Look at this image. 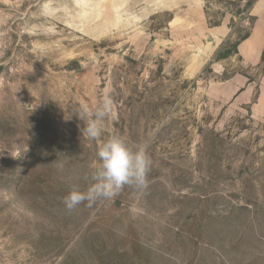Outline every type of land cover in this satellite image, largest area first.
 I'll return each instance as SVG.
<instances>
[{
	"label": "rangeland",
	"instance_id": "374dc122",
	"mask_svg": "<svg viewBox=\"0 0 264 264\" xmlns=\"http://www.w3.org/2000/svg\"><path fill=\"white\" fill-rule=\"evenodd\" d=\"M257 1L0 0V264H264ZM104 89L88 141L73 112ZM113 134L147 144V186L68 212Z\"/></svg>",
	"mask_w": 264,
	"mask_h": 264
},
{
	"label": "clouds",
	"instance_id": "9594fccd",
	"mask_svg": "<svg viewBox=\"0 0 264 264\" xmlns=\"http://www.w3.org/2000/svg\"><path fill=\"white\" fill-rule=\"evenodd\" d=\"M113 111V98L109 89L100 94L97 105L89 109L81 105L73 113L84 122L81 129L83 138L88 141H99L103 134V123ZM97 160L92 164L86 177L90 181L86 190L73 187L63 198L68 212L77 209L87 202L91 207L99 200H109L117 195L125 186L142 189L147 186L151 159L147 152V144L130 145L119 134H113L98 144Z\"/></svg>",
	"mask_w": 264,
	"mask_h": 264
},
{
	"label": "crops",
	"instance_id": "0c3cea01",
	"mask_svg": "<svg viewBox=\"0 0 264 264\" xmlns=\"http://www.w3.org/2000/svg\"><path fill=\"white\" fill-rule=\"evenodd\" d=\"M252 15L255 23L251 29L250 36L243 40L238 47V55L242 62L249 67H256L262 64L264 55V0H258L252 8ZM245 80V81H244ZM242 83V104L250 105L253 112L264 107V73L260 77V83L244 78ZM259 87L258 97L252 95V87Z\"/></svg>",
	"mask_w": 264,
	"mask_h": 264
},
{
	"label": "trees",
	"instance_id": "16d2710c",
	"mask_svg": "<svg viewBox=\"0 0 264 264\" xmlns=\"http://www.w3.org/2000/svg\"><path fill=\"white\" fill-rule=\"evenodd\" d=\"M249 36H250V33L247 34V35L242 39V41H243V40H246ZM263 62H264V55H263Z\"/></svg>",
	"mask_w": 264,
	"mask_h": 264
}]
</instances>
